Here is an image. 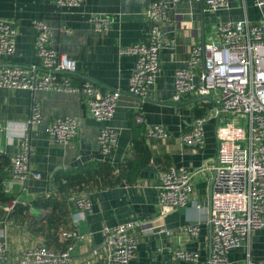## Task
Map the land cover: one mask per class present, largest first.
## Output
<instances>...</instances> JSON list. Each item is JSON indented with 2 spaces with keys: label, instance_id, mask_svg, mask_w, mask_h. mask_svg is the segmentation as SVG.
Listing matches in <instances>:
<instances>
[{
  "label": "crops",
  "instance_id": "crops-1",
  "mask_svg": "<svg viewBox=\"0 0 264 264\" xmlns=\"http://www.w3.org/2000/svg\"><path fill=\"white\" fill-rule=\"evenodd\" d=\"M228 2L227 9L215 12L201 2L167 7L161 29L172 38V46L161 50L160 72L148 96L141 99L128 92L134 57L120 56L119 50L145 40L143 11L148 0H85L78 7H59L49 0H0V19L13 21L16 28L14 53L0 55V67L20 65L33 67L37 74L44 71L34 46L33 22L41 20L51 29L52 46L76 60V71L68 74L73 83L90 81L103 90L120 92L109 121L118 131L117 144L105 158L96 142L100 123L91 116L85 94L0 87V121L5 128L0 131V154L10 159L1 185L13 200L28 207L20 212L14 206L7 212L4 206L11 200L0 202V238L5 242L8 264H20L21 252L37 245L67 251L65 264H104L101 229L119 223L133 225L137 249L129 264H210L211 228L207 220L217 155L216 127L228 122L229 116L218 111L215 92H191L173 101V75L176 68L185 65L192 45L217 38L220 22L255 23L264 17V7H256L254 0ZM98 13L111 17L106 33L93 31L89 19ZM61 27L69 28V33H62ZM33 105L39 107L41 120L27 129L33 154L27 177L18 181L12 176L11 160L20 148L18 128L28 123ZM209 110L213 113L204 124L203 147L184 144L181 135L195 117ZM138 115L142 116L141 124L135 121ZM57 116L78 120L76 136L66 144L50 142L47 137L46 126ZM149 124L163 125L166 137H147ZM170 167L194 172L189 203L177 210L161 207L157 197L158 174ZM82 195L89 198L90 210L77 208L75 199ZM37 200L51 204L47 208L33 205ZM53 201L60 216L51 222L47 216L55 212ZM187 225L197 226L196 236L184 230ZM63 232L71 235L62 236ZM176 250L196 252L197 262L176 258ZM263 259L264 227L253 232L242 247L227 252V264Z\"/></svg>",
  "mask_w": 264,
  "mask_h": 264
},
{
  "label": "built area",
  "instance_id": "built-area-1",
  "mask_svg": "<svg viewBox=\"0 0 264 264\" xmlns=\"http://www.w3.org/2000/svg\"><path fill=\"white\" fill-rule=\"evenodd\" d=\"M49 1L59 7H78L85 2ZM180 2H201L210 12L229 7L228 0H148L143 11L147 24L145 40L119 50L120 56L134 57L128 79L130 94L141 99L148 96L160 72L159 54L172 46V38L161 29V23L167 18V7ZM254 5L262 9L264 0H254ZM89 20L93 31L99 34L106 33L111 24V17L103 13L93 15ZM33 27L35 54L44 71L37 74L33 67L1 66L0 87L85 94L91 116L100 123L96 135L100 154L109 157L118 139V131L109 125V121L115 113L120 92L103 90L90 81L73 83L68 74L76 71V60L52 46L51 29L45 22L36 20ZM60 31L69 33L70 29L61 27ZM216 33V39L192 45L185 65L174 70L172 99L179 101L191 92L199 95L215 92L218 111L229 116L228 122L216 127L217 155L207 220L211 228L208 262L227 264V252L242 247L253 232L264 227V17L255 23L247 20L222 21L217 25ZM15 35L13 21L0 19V55L14 53ZM212 113L209 110L194 118L189 130L181 135L184 144L203 147L204 124ZM40 120L41 111L33 105L28 123L18 128L21 142L11 160L13 179L23 181L29 173L28 163L33 148L27 129ZM135 121L143 123L142 116H136ZM4 129L0 121V131ZM77 129L78 120L71 116H57L46 126L49 141L57 144L71 141ZM145 135L164 139L167 131L163 125L149 124L146 125ZM8 138L12 142L11 134ZM193 175L194 172L184 167L161 170L156 185L159 205L170 210L185 207L190 200ZM16 203V199L11 200L4 209L9 212ZM75 204L81 211L91 207L89 198L84 195L77 197ZM132 227V223L102 227L104 264H129L134 258L137 243L131 233ZM162 230L168 233L166 229ZM184 230L196 236L198 228L187 225ZM70 235L62 233V236ZM92 252L98 254L96 249ZM5 256V242L0 238V264H8ZM174 256L187 262L198 260L196 252L186 250H176ZM68 260L67 251L55 252L45 245L30 246L18 258L20 264H65ZM247 264H264V259L247 261Z\"/></svg>",
  "mask_w": 264,
  "mask_h": 264
},
{
  "label": "trees",
  "instance_id": "trees-1",
  "mask_svg": "<svg viewBox=\"0 0 264 264\" xmlns=\"http://www.w3.org/2000/svg\"><path fill=\"white\" fill-rule=\"evenodd\" d=\"M9 165H10L9 157L5 154H0V171L3 170L1 168H4L3 172H1V178H0V202H2V203H6V202H9L10 200L14 199L13 195L10 192L5 191L4 187L1 185V179L3 177L7 176V167ZM61 188H62V186H61ZM49 204H51L50 201L41 202L38 200L33 203V205H35V206H43L45 208H47L49 206ZM52 204H53L52 208H53V210L55 209V212H52L50 215L47 216V218L51 219V222H54L56 220V217L60 216V212L57 210V204L54 201ZM27 209H28V207L26 205H22L20 203H17L15 205V210H18L20 212H23L24 210H27ZM55 229H56L55 227L52 228V230H55Z\"/></svg>",
  "mask_w": 264,
  "mask_h": 264
},
{
  "label": "rangeland",
  "instance_id": "rangeland-1",
  "mask_svg": "<svg viewBox=\"0 0 264 264\" xmlns=\"http://www.w3.org/2000/svg\"><path fill=\"white\" fill-rule=\"evenodd\" d=\"M227 121H229V119H227ZM224 123H225L224 121L221 122V124H224ZM242 125H243V123H242Z\"/></svg>",
  "mask_w": 264,
  "mask_h": 264
},
{
  "label": "water",
  "instance_id": "water-1",
  "mask_svg": "<svg viewBox=\"0 0 264 264\" xmlns=\"http://www.w3.org/2000/svg\"><path fill=\"white\" fill-rule=\"evenodd\" d=\"M206 97L210 98L209 96H206Z\"/></svg>",
  "mask_w": 264,
  "mask_h": 264
}]
</instances>
